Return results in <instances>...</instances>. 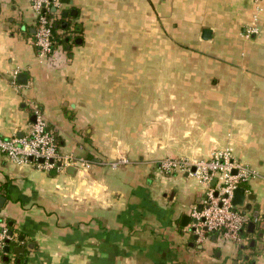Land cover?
<instances>
[{"label":"crops","instance_id":"crops-1","mask_svg":"<svg viewBox=\"0 0 264 264\" xmlns=\"http://www.w3.org/2000/svg\"><path fill=\"white\" fill-rule=\"evenodd\" d=\"M59 2L40 61L31 0H0V137L25 134L37 111L59 152L91 164L41 171L0 153L13 239L0 264H264V0L250 38L252 0ZM227 144L256 173L239 186L253 199L242 244L194 238L203 188L154 165Z\"/></svg>","mask_w":264,"mask_h":264},{"label":"built area","instance_id":"built-area-1","mask_svg":"<svg viewBox=\"0 0 264 264\" xmlns=\"http://www.w3.org/2000/svg\"><path fill=\"white\" fill-rule=\"evenodd\" d=\"M262 1L252 0L254 12L244 26L245 38L260 33L259 15L262 13ZM59 6V0H31L30 7L35 14L34 46L40 61L49 60L54 54L52 33L54 23L60 16ZM0 153L15 165L32 166L41 171H60L67 167L85 169L91 164L84 158L59 152L54 135L37 111L34 122L25 134L9 138L0 137ZM154 165L165 174L186 172L203 188L199 206H191L188 211L193 233L198 239H203L205 234H219L226 242L242 244L241 233L249 218L241 208L234 207L232 201L235 189L254 178L256 173L234 158L231 144L213 151L207 159L190 161L166 158ZM192 168L194 171H191ZM11 239V233L0 218V255L6 242Z\"/></svg>","mask_w":264,"mask_h":264},{"label":"water","instance_id":"water-1","mask_svg":"<svg viewBox=\"0 0 264 264\" xmlns=\"http://www.w3.org/2000/svg\"><path fill=\"white\" fill-rule=\"evenodd\" d=\"M62 3H67L68 0H61ZM62 17L63 18H66L67 17V12H64L62 13ZM65 28L67 27V24L65 23ZM206 34V32H204ZM205 36V35H204ZM17 80L20 81L22 80L23 83H25V80H26V75L25 74H19L17 76ZM32 122H34V118L32 117ZM40 162H42V160H40ZM191 171H194V168L191 169ZM213 183V181L211 182ZM247 200L249 201L248 203H245V194H244V189L241 188V187H238L235 189L234 191V197H233V205L234 207H239V208H244V212H249L251 211V204L250 202H253V199L248 197ZM4 201L3 198H0V207L2 205V202ZM254 210L256 211L257 210V207L254 208ZM254 217L257 216V212H255L253 214ZM249 226H254L253 223H249ZM191 231L193 232V229H191ZM194 238H197V236L195 235ZM19 241L21 240L20 238L18 239ZM10 242L7 241L4 248H3V252L5 254H8L9 253V250H10ZM11 251L17 255V256H21L23 254V249L20 247V246H15L11 249ZM7 260V258H5V261ZM19 260H17L18 262Z\"/></svg>","mask_w":264,"mask_h":264},{"label":"trees","instance_id":"trees-1","mask_svg":"<svg viewBox=\"0 0 264 264\" xmlns=\"http://www.w3.org/2000/svg\"><path fill=\"white\" fill-rule=\"evenodd\" d=\"M53 29H54V28H53ZM18 238H19V237H18ZM18 238H17V239H18ZM12 241H13V239H12L11 241H9V242L11 243ZM10 243H9V244H10Z\"/></svg>","mask_w":264,"mask_h":264}]
</instances>
